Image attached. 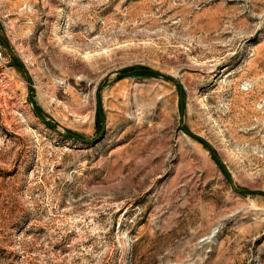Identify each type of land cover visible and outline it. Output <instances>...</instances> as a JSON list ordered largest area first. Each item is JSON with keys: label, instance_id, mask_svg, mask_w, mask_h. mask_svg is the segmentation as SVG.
I'll list each match as a JSON object with an SVG mask.
<instances>
[{"label": "rangeland", "instance_id": "374dc122", "mask_svg": "<svg viewBox=\"0 0 264 264\" xmlns=\"http://www.w3.org/2000/svg\"><path fill=\"white\" fill-rule=\"evenodd\" d=\"M0 264H264V0H0Z\"/></svg>", "mask_w": 264, "mask_h": 264}]
</instances>
